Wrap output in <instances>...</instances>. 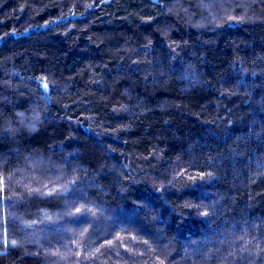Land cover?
<instances>
[{
    "label": "trees",
    "instance_id": "obj_1",
    "mask_svg": "<svg viewBox=\"0 0 264 264\" xmlns=\"http://www.w3.org/2000/svg\"><path fill=\"white\" fill-rule=\"evenodd\" d=\"M0 264H264V0H0Z\"/></svg>",
    "mask_w": 264,
    "mask_h": 264
},
{
    "label": "snow or ice",
    "instance_id": "obj_2",
    "mask_svg": "<svg viewBox=\"0 0 264 264\" xmlns=\"http://www.w3.org/2000/svg\"><path fill=\"white\" fill-rule=\"evenodd\" d=\"M43 88L46 90V89H47V85L45 84V85L43 86ZM77 211H80V210L77 209ZM204 215H207V213H205ZM11 243H12L13 246L16 245V241H14V240H13Z\"/></svg>",
    "mask_w": 264,
    "mask_h": 264
}]
</instances>
